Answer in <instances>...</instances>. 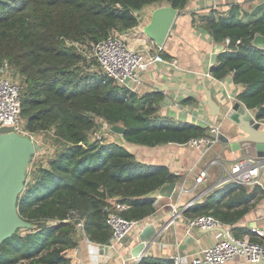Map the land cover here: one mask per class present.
Wrapping results in <instances>:
<instances>
[{
    "label": "trees",
    "instance_id": "trees-1",
    "mask_svg": "<svg viewBox=\"0 0 264 264\" xmlns=\"http://www.w3.org/2000/svg\"><path fill=\"white\" fill-rule=\"evenodd\" d=\"M188 0H0V68L11 64L22 86V116L35 134L54 131L55 153L28 172L19 197L20 215L32 225L0 245V264H80L72 256L79 239L75 225L65 222L72 213L86 219L88 238L110 241L107 209L128 220L142 221L155 212L150 194L178 177L163 165H146L119 142H93L96 119L124 128L132 144L157 146L188 144L211 137L208 127L160 118L163 94L137 93L117 86L87 57L94 44L113 31L127 32L140 24L146 7L169 4L183 9ZM202 23L215 42L230 40L218 56L211 75H233L243 86L239 99L264 122V49L253 44L264 35V15L241 18L234 6L227 15L215 12ZM79 46H86L82 51ZM92 64L96 65L95 67ZM224 198L211 195L188 211L190 217L211 214L234 224L264 198V189L231 181ZM263 242L262 238H251ZM141 264H173L144 259Z\"/></svg>",
    "mask_w": 264,
    "mask_h": 264
},
{
    "label": "crops",
    "instance_id": "crops-1",
    "mask_svg": "<svg viewBox=\"0 0 264 264\" xmlns=\"http://www.w3.org/2000/svg\"><path fill=\"white\" fill-rule=\"evenodd\" d=\"M263 4L264 0H188L186 6L178 10L163 46L164 58L174 62L178 68L161 63L150 65L142 74V82L136 85V93L139 96L163 94L157 113L160 118H169L178 124L191 123L208 128L209 124L227 134L236 125L229 120L211 116L208 106L204 103V76L213 97L223 104L239 101L247 107L238 98L243 86L234 83L233 75H228L222 80L208 77L211 75V67L218 64L219 54L228 47L225 42L214 41L204 27L202 18L212 12L217 16L227 15L234 6H238L241 18L248 21L249 17H258L264 13V8L260 9ZM152 6L155 7L144 9L147 12L140 18L137 28L127 32L132 48L155 49L158 46L144 30L151 22L156 9L170 5L164 3ZM249 110L256 117L255 111ZM261 123L264 128V123ZM117 135L118 139L110 142L122 143L143 164L168 167L178 177L174 182L177 187L171 198L162 197L160 189L150 194V197L155 199V212L140 221L139 226L116 248L108 246L109 242L100 244L90 241L83 234L77 235V251L76 248L72 250L76 261L80 264H141L144 259L173 261L174 256H180L186 259V264H191L202 249L227 237L221 229L212 232H204L205 229L201 228L189 230L188 219L197 216L190 217L188 211L203 204L216 193L218 194L215 200L228 199L223 195L225 186L231 184L228 178L232 166L243 157H251L246 153L245 147L232 148L221 141L199 149L190 144L179 143L151 147L128 143L122 135ZM230 137L231 141L237 139ZM202 173H205V178L198 181ZM261 201L234 224L221 221V227L237 237L261 238L253 232L254 229L264 231L256 213V210L262 207ZM174 209L179 213L176 219L173 215ZM141 242H145L148 248L137 259L134 254L137 253ZM226 264L247 263L242 257H236Z\"/></svg>",
    "mask_w": 264,
    "mask_h": 264
},
{
    "label": "built area",
    "instance_id": "built-area-1",
    "mask_svg": "<svg viewBox=\"0 0 264 264\" xmlns=\"http://www.w3.org/2000/svg\"><path fill=\"white\" fill-rule=\"evenodd\" d=\"M127 32L113 31L106 39L94 44L90 50L92 54L88 55V59L97 61L101 71L111 78L115 85L136 93V85L142 82V74L150 65L161 63L178 68L174 62L167 61L164 58L163 46H157L155 49L132 48ZM225 43L228 46L230 40L227 39ZM208 77L213 76L208 75ZM5 126L12 127L20 136L29 137L43 147V143H40L36 137L39 134L32 133L27 128L26 121L22 116L21 82L8 62H4L0 68V127ZM208 126L214 136L192 139L188 144L199 149L216 143L220 130L217 127H211L209 124ZM111 131V127L105 123L101 130L93 131L90 135L91 140L93 142L103 140L104 132L108 133ZM51 150L52 147L49 148L48 152L44 153L42 149V151L35 154L30 163L29 172L37 157L41 156L40 159H45L55 153L50 152ZM54 150L56 151V148ZM46 154H49V156H46ZM229 176L228 181L247 187L258 186L264 189V160L254 157H243L234 163ZM204 178L205 173H202L198 177V181H202ZM121 209H125V207L119 204L107 209V225L112 230V236L108 243L111 248H116L140 224V221L128 220L123 217L118 212ZM178 214L174 209V219L177 218ZM65 222H71L75 225L77 235L83 234L88 237L85 218L72 213ZM187 223L189 230L195 228L215 229L222 226V222L211 214L190 218ZM253 232L257 236L264 238V231L254 229ZM227 236L229 238L224 237L202 249L191 264H226L236 257H242L247 264H258L264 260V241L256 242L247 236L237 237L231 232H227ZM75 250L77 251V248ZM173 261L174 264L187 263L186 259L180 256H174Z\"/></svg>",
    "mask_w": 264,
    "mask_h": 264
},
{
    "label": "water",
    "instance_id": "water-1",
    "mask_svg": "<svg viewBox=\"0 0 264 264\" xmlns=\"http://www.w3.org/2000/svg\"><path fill=\"white\" fill-rule=\"evenodd\" d=\"M262 8H264V4L260 7V9ZM177 14L178 9L172 6L156 9L152 14L151 22L145 27L146 35L158 46H164ZM253 44L257 48L264 49V35L256 34ZM206 79L204 76L203 86L206 91L204 103L208 106L211 116L215 119L229 120L236 125L227 134L220 132L217 136L218 141L230 145L232 148L243 146L246 153L251 157L264 158V128L262 123L256 119L249 108L239 101H229L226 104L217 102L207 86ZM111 130L119 135L124 134V128L119 125L111 127ZM230 136L237 139L231 141ZM42 149L43 147L39 143L29 137L20 136L12 127H0V245L19 230L33 228V225L20 215L18 201L26 189L30 163L35 154ZM176 187L177 183L165 185L160 189V195L171 198ZM261 206L256 210V213L257 219L264 227V198L261 201ZM218 229L227 235V230L223 227L205 229L204 232H212ZM227 238L229 237L227 236ZM147 248V244L141 242L134 258H140L141 253ZM258 264H264V260Z\"/></svg>",
    "mask_w": 264,
    "mask_h": 264
},
{
    "label": "rangeland",
    "instance_id": "rangeland-1",
    "mask_svg": "<svg viewBox=\"0 0 264 264\" xmlns=\"http://www.w3.org/2000/svg\"><path fill=\"white\" fill-rule=\"evenodd\" d=\"M152 7H155V6H151V8ZM148 8V7H147ZM148 10V9H147ZM150 10V9H149ZM147 12V11H146ZM145 11H144V9L142 10V11H140V12H138L137 13V15H138V17H139V19L142 17V16H145V13H146ZM264 15V13H262V14H260V15H258V17H256V16H251V17H249L248 19V21H251V20H255V19H257V18H260L261 16H263ZM253 17V18H252ZM251 18V19H250ZM141 20V19H140ZM137 28V27H136ZM145 34V33H144ZM80 47V50H84L85 48H86V46H79ZM89 54H92L91 52H90V50L89 51H87V57H88V55ZM92 60V59H91ZM92 66H96V65H94V64H92ZM103 125H105V122H104V120H102V119H100V118H97L96 119V129L95 130H101L102 129V127H103ZM94 130V131H95ZM103 131V130H102ZM93 133V131H90V135ZM37 137V139H38V141L40 142V143H43V152L45 153V152H48L49 151V148H51L52 147V150L50 151V152H55V148L57 149L58 147H60V144H59V142L58 141H56V139L54 138V131H50V132H46V133H40L39 135H37L36 136ZM116 139H118V135L116 134V133H114L113 131H111V132H108V133H105L104 132V135H103V141L104 142H110V141H115ZM54 150V151H53ZM51 155V154H50ZM46 156H49V154H46ZM40 157L41 156H39V157H37V159H35L34 160V163H33V165L34 164H40L42 161H44L43 159H40ZM257 159H262V160H264V158H257Z\"/></svg>",
    "mask_w": 264,
    "mask_h": 264
},
{
    "label": "bare ground",
    "instance_id": "bare-ground-1",
    "mask_svg": "<svg viewBox=\"0 0 264 264\" xmlns=\"http://www.w3.org/2000/svg\"><path fill=\"white\" fill-rule=\"evenodd\" d=\"M147 242V241H146Z\"/></svg>",
    "mask_w": 264,
    "mask_h": 264
}]
</instances>
